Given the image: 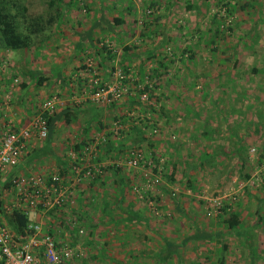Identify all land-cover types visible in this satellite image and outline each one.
I'll list each match as a JSON object with an SVG mask.
<instances>
[{"label":"rangeland","instance_id":"rangeland-1","mask_svg":"<svg viewBox=\"0 0 264 264\" xmlns=\"http://www.w3.org/2000/svg\"><path fill=\"white\" fill-rule=\"evenodd\" d=\"M78 1L81 9H73L67 13L61 32L57 33L56 38L45 44L42 49L19 52L0 49V84H3L0 87L2 88L0 89V118H5L6 113L9 112L5 103L11 108L10 101L13 96L23 92L22 84H39L41 76L46 78L41 84H62L59 74H52L49 78L46 72L58 64H63V76L67 78L63 79V84L69 80V84H84V88L87 90L86 93L80 94L84 96V99L80 103H74L73 110L80 109L78 105L82 107L84 106L83 103L86 102L88 105H95L94 109H97L98 112L106 108V114H109L111 119L107 124L109 127L111 126V132L115 136L113 138L116 142L115 147H121V144L131 147L134 144L139 148L137 150H141L147 158L148 164L145 167L141 166L138 169L123 168V172L127 173L130 178L135 175L143 178L141 184H130L128 189L130 196H138L143 200L144 197L151 198L152 193L158 196V194H167L168 192L171 195L169 197L174 200L175 196L185 192L188 196L195 198L196 201L202 202V205L206 204V207L203 206L201 211L207 216V222L204 223L207 225L214 223L222 215L225 206H228V210L231 212H240L241 209L242 213H249V211H255L259 207L263 211L264 206L255 204L252 196H258L264 200V168L256 163L260 154L257 146L262 144L260 141L264 139V0H135L134 12H129L127 9L131 0L124 2L123 0H103L105 6L115 9L116 13L113 14L112 18L120 16L119 13L121 12L126 21L125 26L117 29L121 33V42L111 36L109 31L104 33L97 31L94 34V37L101 39V41L105 40V44L108 43L110 47V50L105 52V56L107 58L112 57L111 61L108 62L111 67L109 69L114 68L115 71L106 81L102 80L103 73L98 70V64L94 63V59H96L94 47L92 46L81 54L77 49V45L84 42L78 35L87 34L94 24L93 19L101 14V10L96 8L97 2L92 5L87 1L89 7L95 11V13H89L84 5V0ZM151 1L156 3V8H154L155 15H150V17L145 12ZM24 3L30 16L45 15L48 11L49 0H25ZM158 17L161 20L157 23L155 19ZM216 27L220 28L223 35H220L215 44H211L214 34L208 29L214 30ZM156 28L158 29L157 35L152 38L145 36ZM143 32L146 34L143 35ZM242 38H247L248 42H243ZM167 39L169 40L165 42ZM249 45L252 46L250 49L248 48ZM125 47L131 48L135 57L132 58L131 56L124 60L123 49ZM254 53L256 55H253ZM149 55L154 57L149 59ZM162 59L166 60L170 67L158 68L157 63ZM236 59H238V70L232 68L233 61ZM89 65L93 67L89 69ZM82 66L88 68V71L82 69ZM252 67H258L260 74L254 77L247 75L246 71ZM93 69L98 72L100 78V85L95 86L94 90L89 87L93 79ZM237 71L243 75L238 77ZM106 74L108 73L106 72ZM146 87L149 88V91H145ZM100 88L104 90L110 88L111 91L100 102L90 99L89 96L92 92ZM129 97H135L139 100L149 113H140L132 110L131 107L125 108L124 104ZM25 99L24 104L28 101ZM177 99L178 101H176ZM43 102L41 103L43 104ZM214 103L221 108L222 112L219 114H222L224 120L217 121V124L225 136L217 139V142L216 139L211 141V145L230 146L229 150L231 151V147L235 148V144H237L234 141L235 135L232 134L235 127L234 131L237 130L239 133L236 134L238 137H235V140H240L237 145L246 147L248 151L247 153L222 152L217 158L218 161L215 160L216 163H221L220 168L200 169L197 167L190 170L186 168L189 176L191 175V180L195 182L191 186H188L187 183H185L186 186H180L186 169L176 168L175 172H171L169 157L171 154H175V150L170 148L176 147L178 140L186 144V138L184 139L181 134L179 135V132H176L175 135L171 134L170 132L173 130L170 129L173 127H165V117L167 113H183L190 105L193 108H198L199 111L202 110V112L204 109L212 110L215 109ZM113 104L114 106L121 105L122 108H114ZM69 105L71 102L68 103ZM71 113L78 115L77 119L80 118L81 124L78 123L77 125L84 127L88 116L77 114L75 110ZM162 114L164 115L162 116ZM160 116L162 117L159 119ZM206 119L207 124L213 123L209 115ZM140 121L142 122L140 123ZM143 123L145 124L143 125ZM136 125L142 127L145 133L144 142L138 140L135 133L130 132L131 126ZM197 125L203 126L202 124ZM75 126L70 125L68 129L58 130V137L54 139V142L59 144L61 148H58L59 152H56V156L53 157L57 158L64 154L65 158L69 157V160L73 154L81 155L82 151L71 152V150L64 148L66 144L75 139L73 133H70V130ZM255 130L261 132L253 138L251 132L254 134ZM109 133L91 138L87 142L82 140V137H78L80 143L85 144L86 142L82 150L90 145H95L100 153V149L109 140ZM76 134L79 135V133ZM188 139L190 140V137ZM158 141L161 142L157 145L159 151L152 150L150 144L155 146ZM170 143L173 145L169 146ZM130 151L133 150H124L123 160L129 156ZM114 153H118V151L116 150ZM179 153L186 154L182 149L179 150ZM199 156L198 152L193 154V158L197 160ZM100 157V154H97V164L102 165V168H104L103 164L106 161H108L106 163L108 165H114L117 162L114 156L108 157L106 161H101ZM193 158L190 157L191 164L194 163ZM244 163L246 164L245 167L243 166ZM68 165L70 166L71 163ZM154 170H158L159 174H154ZM102 172L103 169L96 174L94 179L100 176ZM154 175L158 177L159 183H155ZM166 176H172V180H175L177 184H170ZM94 179L90 178L85 181L88 184ZM185 180H187V173ZM220 180L224 182L221 189H219L220 184L218 183ZM102 185L103 188L107 187L106 183ZM158 186H165L167 191L158 189ZM77 187L72 189L75 198H73L74 195H71L70 202L77 199ZM113 187L114 185H111L110 190H113ZM153 198L156 199V197ZM16 201L17 196L14 192H5L3 189L0 191L1 207L7 206L12 210L16 209L14 207ZM218 202L221 203L220 206ZM149 204L155 213H160L161 219H170V226L174 228L173 219L163 214L165 208L163 209L161 204L152 200L149 201ZM6 211L8 210L6 209ZM52 212L38 213L41 217H38L35 212L33 223H41L46 230L50 228L53 234L57 236V233L55 234L58 224L55 223L56 213L51 214ZM10 213L11 210L8 211V214ZM248 213L244 215L247 218L245 222H248ZM2 220L5 226L9 227L5 215L2 216ZM175 222L177 224V221ZM178 223L181 224L180 221ZM77 224L75 222L76 227L71 226L73 229L69 227V230L77 229L79 227ZM167 233L169 234V232ZM177 233L180 234L179 237L183 235L181 230ZM61 237L59 240L65 239L64 235ZM63 241L65 242V240ZM81 252L83 256L76 257L71 264L87 262L86 250L83 249ZM261 263L264 264V259Z\"/></svg>","mask_w":264,"mask_h":264},{"label":"crops","instance_id":"crops-1","mask_svg":"<svg viewBox=\"0 0 264 264\" xmlns=\"http://www.w3.org/2000/svg\"><path fill=\"white\" fill-rule=\"evenodd\" d=\"M103 60L101 59L100 63H104ZM56 66L50 68L46 72V75L50 78L52 74L58 73L62 84H22L21 88L24 90L20 92L21 94L18 93L13 96L12 103L10 101V104H12L11 108L5 103L9 112L6 113L5 118H0V128L9 127L14 130H20L27 127L31 120L39 113L41 102L49 97L57 95L61 99L66 100H64L65 104L60 107L57 113L67 108L73 110L72 106H74V103H80L84 99V96L80 95L82 92H87L84 84H69V80H66V83L63 84V79H67L66 76H63L64 65L58 64ZM157 66L158 68L162 66L159 65V61ZM162 67L165 69L164 66ZM106 69L105 67L100 69L105 81L110 79V76L106 74L108 72ZM56 79L58 80V77ZM1 85L3 84H0V87ZM77 92L79 93L77 94ZM24 98L28 100L25 102L26 104H24ZM69 102H71V105L68 106ZM86 103H83L84 106L82 107L78 105L79 111L77 108L74 109L75 113L88 116L84 127L77 125L78 123L81 124L80 118L77 119L78 115L73 113L70 115L72 117L71 124H66L62 118L55 124L53 134H49L48 140L41 141L35 137L30 139L25 145L24 154L19 164L9 169L2 177L0 191L2 189L4 191L9 189V180L11 178L33 174L51 177L54 175L62 176L61 173L63 172L66 174V177H64L65 185H70L69 181L71 177L69 175L71 173L70 169L67 170V167L69 168L68 163L70 164L71 160H68L69 157L65 158L64 154L57 158L53 157L56 156V152H59L58 148H61L59 144L54 142V139L58 137V130L68 129L70 125H77L73 128L74 131L73 129L70 130L75 139L64 146L65 149L71 150V152L83 151L82 148L91 138L93 139L101 134L105 135L108 132H110L108 135L112 134L111 126L109 127L107 124L111 119L109 118L110 115L106 114V108L98 112L97 109H94L95 105H88ZM32 104L33 106H31ZM213 106L215 109H204V112L190 105L183 113H167L165 127H173V129H170L173 130V132H170L171 134L175 135L176 132H179V135L181 134L184 139L186 138V144L181 140H176V147L170 148L171 150H175V154H171L169 157L171 172H175L176 168H183V170L188 168L190 170L198 167L201 169L202 163L205 162L204 159L206 156L209 157V155H211L209 166L205 164L202 168H220L221 163H216L215 160L220 157L222 152L238 153L239 146L237 144L239 139L236 141L235 137H238L236 134L239 133L237 130L234 131L235 127L232 131V134L235 135L234 141L237 142L235 148L232 146V150L230 151V146L227 147L220 144V146L215 145V147L211 145V141L213 142L216 139L215 141L217 142V139L219 140L225 136L224 132L219 130L217 124V121L224 120L222 114H219L222 112L221 108L217 107L215 103ZM115 107L122 108L121 105H116ZM74 110L71 112H74ZM176 110L178 111V109ZM208 115L213 120L212 124H207L206 118ZM197 124H202L203 126L201 127ZM208 132L213 135L211 141H208L206 138ZM259 132L255 130L254 134L251 132V135L254 138ZM76 133H79V135ZM78 137H82V140L86 141L85 144L80 143ZM189 137L190 140L188 139ZM162 141H164L163 138ZM260 142L262 144H258L257 146L260 154L256 163L264 168V158H260L263 154L261 150L264 148V139ZM160 143L158 141L152 150L159 151L157 145ZM77 145H80L81 148H77ZM170 145L173 144L170 143ZM124 147L121 144V148H117L118 153H114L116 152L115 149L107 151L108 147L104 146L100 149L99 154L101 157L99 159L106 161L108 157L114 156V159L119 161L123 159L122 155L124 150L127 149ZM181 149L186 154L182 155L179 153ZM197 152L200 155L198 160L193 158V154ZM190 157L194 159L193 164L190 162ZM106 163L108 161L103 164L104 168H101L103 172L97 177L98 179L96 178L88 182V184L87 181H83L78 185L76 201L69 202L61 210L51 213H56L55 223H58L57 232H55L57 236L55 237L59 240L62 238L61 235H64L65 239L63 240L65 242L70 243L72 246L74 245L73 247L80 252L83 249L86 250L87 262L84 261L82 262L83 264H90L91 262L92 264H262L261 262L264 259V224H262L264 223V210L262 211L260 207L255 211L246 212L248 213V222H245L247 220L244 217L246 213H242L241 209L240 212H234L239 215L241 220V225L234 229H229L226 224V217L223 218L222 216H219L214 223L207 225L204 224L207 222V216L201 211V208L203 206L205 208L206 204L202 205V202L198 200L197 202L195 198L188 196L185 192L175 196L174 200L170 198L171 195L168 192L167 194H158V196L152 193L151 197H156V199L154 198L155 200L150 197H144L143 201L138 196L132 197V195H129L128 190L130 184H141L143 178L139 175L130 178L124 172L114 173L111 169L115 166ZM185 171V175L187 173V180H190L186 182L184 175L181 181L182 185L180 184V186H186L185 183L188 186L190 184L193 185L195 181L191 180V175L189 176L187 169ZM105 183L107 187L103 188L102 184ZM218 183L220 184L219 189H221L224 183L223 180H220ZM170 184L175 185L177 182L171 181ZM111 185H114L113 190L109 188ZM169 187L172 188L171 185ZM192 188H195V186H192ZM252 197L255 204L261 207L264 206V200L254 195ZM73 198H75V195ZM150 200L155 203L158 202L163 209L165 208L163 214L173 219L174 228L170 226V219H161L160 213H155L149 204ZM34 216L35 213L30 215L31 222L35 221ZM38 217H41L40 214H38ZM175 221H177V224ZM65 222L68 223L70 228L73 227L75 222L76 224L78 223L79 227L70 231L69 226H64ZM71 222L72 224H70ZM80 229H85L86 236L82 237L83 239L81 238L82 235H79ZM179 230L183 232L181 237L177 233ZM63 240L60 241L64 242Z\"/></svg>","mask_w":264,"mask_h":264},{"label":"built area","instance_id":"built-area-1","mask_svg":"<svg viewBox=\"0 0 264 264\" xmlns=\"http://www.w3.org/2000/svg\"><path fill=\"white\" fill-rule=\"evenodd\" d=\"M89 69L92 65L88 66ZM88 71V68L86 69ZM93 79L89 87L96 88L100 85L98 72L92 70ZM16 82L17 79H16ZM111 91L110 88L98 89L89 96L93 101L100 102ZM64 101L59 96H53L45 100L41 110L30 124L20 130L12 128H0V181L9 169L16 167L23 154L26 143L33 137L45 141L49 136L48 120L54 116ZM99 149L95 145L85 147L81 155L73 154L71 160L70 187L65 185V178L60 175L45 177L40 175L17 176L9 180V190L17 196L14 207L24 211L29 216L32 213L58 211L69 204L72 190L83 181L94 179L101 171L102 166L97 164ZM145 155L138 150L130 152L127 158L115 162L116 168L128 167L138 169L148 164ZM155 174V173H154ZM155 183H159L154 175ZM216 203V202H215ZM220 206L221 203L218 202ZM216 205V206H218ZM218 206V207H219ZM7 206L0 205V261L5 264H71L76 257H82V253L68 242L58 240L51 229H45L41 223H31L28 227L29 236L26 241L16 237L2 220V210ZM75 227V224H73ZM79 235L84 236V229L79 230Z\"/></svg>","mask_w":264,"mask_h":264},{"label":"trees","instance_id":"trees-1","mask_svg":"<svg viewBox=\"0 0 264 264\" xmlns=\"http://www.w3.org/2000/svg\"><path fill=\"white\" fill-rule=\"evenodd\" d=\"M87 1L92 3V5H94L93 3L97 2L98 6L96 8H99L101 10V14H99L100 16L99 15L97 16L98 18L96 17L95 19H93L94 24L92 25L90 30H88L87 34L85 33L82 35H78L80 36L81 41L84 40L85 45H84V42H80V44L77 45L78 46L77 49L79 53L81 54V53H85V51H87L89 48L93 46L95 49L94 57L96 58L94 59V63H96V65L98 64L97 65L98 70L100 71L102 67H105L107 68L106 70L108 71L107 76H111V73L115 71L114 68H112V70L109 69L110 66L108 62L111 61L110 59L112 57L110 56V58H107V56H105L106 55L105 52L110 48L109 44L108 43L105 44V40L101 41V39L94 37V34L97 31H100V33L109 31V33H111L110 34L111 36H114V38L118 42H121V33L118 32L117 29L125 26L126 21L123 15L121 14V12L119 13L120 16H115L112 18L113 14L116 13V11L113 8L105 6V2H103V0H84L85 2L84 5L89 11V13H95V11H93V9L89 7V4L87 3ZM124 1L125 0H123V2ZM24 2L25 0H0V49L4 51L19 52V51H34V50L38 51L42 49L45 44H47L48 42L56 38L57 33L61 32V29L63 28V25L65 23L67 13H69L73 9H77V10L81 9L79 5L80 2L78 0H49L48 11L45 15L30 16L28 13V8ZM135 2H136L135 0H131L130 3H128L129 6L127 9L129 12L135 11L133 10V8L135 9L136 7ZM147 7L148 8L145 12L146 15H149V16L155 15L154 8H156V3L151 1ZM155 20H156L155 22L158 23L161 20V18L158 17ZM157 30H158L157 28L154 29L152 32H149L148 35H145L146 33L143 32V35L148 36L149 38H152L153 36L157 35L158 33ZM208 31H213V34H214V39L211 41V44H215L217 39L220 38V35H223L219 27L214 28V30H211L210 28L208 29ZM168 40L169 39H167L165 42H167ZM242 40L245 43L248 42L247 38H242ZM250 47L252 46L249 45L248 48L250 49ZM123 52H124L123 56L125 58L124 60L128 59L131 56L132 58L135 57L133 50L129 47H125L123 49ZM253 55H256V53H254ZM104 57H106L105 60H103ZM153 57L154 56L149 55V59ZM101 59L104 61V63L102 62L100 63ZM233 62L234 64H232V68L236 70L238 66L237 64L238 59L234 60ZM159 65L164 66L165 69L170 67V65L166 63V60H163V59L159 62ZM82 67H83L82 69H86L85 66H82ZM246 73L247 75L252 76V77L260 74L258 73V67H252L250 70L246 71ZM237 75L239 77L240 75H243V74L240 71H237ZM45 80L46 78H44V76H41V78L39 79V84H41ZM102 80H104V78H102ZM145 91H149V88L146 87ZM124 105H125V108L131 107L132 110L138 111L140 113L142 112L145 114L149 113L148 110L142 105V103H140L139 100H137L135 97L133 98L129 97ZM70 110L71 109L67 108L64 111L57 113L54 116L49 118L48 120L49 134L51 135L53 134V131L55 129L54 128L55 124L59 122L62 118L65 120L66 124H71L72 117H70V115L72 113ZM163 115L164 114H162V116ZM142 121H140V123ZM144 124L145 123H143V125ZM130 132L135 133V135L138 137V140H140L141 142H144L145 133L143 132L142 127H140L139 125L131 126ZM49 136L46 140L49 139ZM113 138H115L114 134L109 135L108 137L109 140L106 141L105 143V146L109 148V149L107 148V151H110L111 149H115V151L117 150V147H115L116 142H114ZM206 138L208 141H211L213 139V135H211L208 132V135L206 136ZM123 145L129 150L139 149L136 146H134V144H132L133 146L131 145V147L130 145H126V144H123ZM150 146L153 149V144H150ZM76 147L79 149L81 148L80 145H77ZM138 151H141V150H138ZM247 151L248 150L246 149V147L239 146V151H238L239 153L240 152L247 153ZM261 151L263 154L261 155L260 158L262 157L264 158V148ZM153 156H155V154H153ZM210 157L211 155H209V157L206 156V158L204 159L205 162L202 163L201 169H203L202 167L205 164L206 166H209ZM155 160L157 159L155 158ZM156 162H158V160ZM245 165L246 164L244 163L243 166L245 167ZM71 168L72 166L70 165L69 168L67 169V170L70 169V173H71ZM111 171H113L114 173H120V172L123 173L122 168L113 167ZM154 173L156 175L159 174L158 170H154ZM61 175L63 176V177L61 176L62 178L66 177V174H64L63 172L61 173ZM167 178L170 182L173 181L172 176H168ZM187 181L188 180H186V182ZM158 187H159L158 189L161 188L162 190H166L165 187H161V186H158ZM228 209L229 207L225 206L221 216L223 218L226 217L225 220H226V224L229 227V229H234L235 227L241 225V220L238 214L231 212ZM53 212L55 211L53 210ZM4 215L7 217L8 225L10 229L12 230V232L16 235V237L20 238L23 241H26L29 236L28 227L32 223L30 220V216L26 214L24 211L18 210V209H13L11 213L8 214V211H6V208H3L2 210V216ZM64 226H69V225L67 222H65ZM0 264H5V262L1 260Z\"/></svg>","mask_w":264,"mask_h":264}]
</instances>
